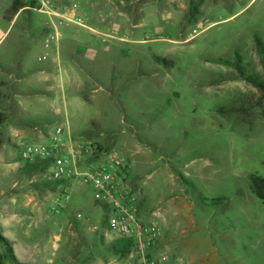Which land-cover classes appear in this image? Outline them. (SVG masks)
Returning <instances> with one entry per match:
<instances>
[{
  "label": "rangeland",
  "instance_id": "obj_1",
  "mask_svg": "<svg viewBox=\"0 0 264 264\" xmlns=\"http://www.w3.org/2000/svg\"><path fill=\"white\" fill-rule=\"evenodd\" d=\"M115 2L132 19L119 28L125 41L98 40L90 29L98 25L82 12L87 26H62V41L76 34L97 51L95 58L81 52L75 74L65 71L55 41L45 47V14L25 9L11 24L0 19V115L37 120L21 125L28 142H49L61 125L65 140L85 135L117 151L141 201L166 209L161 239L173 264H264V200L249 181L264 177V89L257 84L264 81V0ZM76 7L90 10L92 0ZM15 60L28 69L17 74L19 84L1 68ZM5 147L0 230L14 251L13 258L0 245L5 264L127 262L128 255L107 251L116 238L105 234L91 186L73 182L67 206L51 214L61 184L45 166L19 159L18 144ZM177 196L187 198V215L174 206Z\"/></svg>",
  "mask_w": 264,
  "mask_h": 264
},
{
  "label": "built area",
  "instance_id": "obj_2",
  "mask_svg": "<svg viewBox=\"0 0 264 264\" xmlns=\"http://www.w3.org/2000/svg\"><path fill=\"white\" fill-rule=\"evenodd\" d=\"M25 9L47 16L45 47L61 36L60 26L66 21L83 24L70 11L61 12L53 0H27ZM57 18V20H56ZM2 32L0 31V35ZM107 40V39H104ZM49 56L46 51L39 59ZM64 127L59 125L49 134V142L18 141L19 159L34 162L50 159L48 171L51 179L59 181L61 189L55 194V204L49 208L51 214H60L72 198L73 182L80 181L93 188L94 210L106 213L107 231L113 238L126 237L132 240V250L125 264H162L165 255L155 254L162 237L159 223L147 219L141 209L138 190L128 181L126 163L117 151H108L88 136L63 139Z\"/></svg>",
  "mask_w": 264,
  "mask_h": 264
},
{
  "label": "crops",
  "instance_id": "obj_3",
  "mask_svg": "<svg viewBox=\"0 0 264 264\" xmlns=\"http://www.w3.org/2000/svg\"><path fill=\"white\" fill-rule=\"evenodd\" d=\"M78 1L82 0H53L54 6L61 12L70 11L74 13L77 17L82 13L85 14V16L95 23V25H98V27H90L91 31L95 33L98 37V40L100 41H108L110 38L117 39L119 41H125L126 36L119 34V28L127 27L130 22H132L130 13L124 9V6L120 5L119 3L115 2V0H92V7L89 9H86L84 11H81V8L76 7L78 4ZM4 2V4H2ZM15 0H0V19L2 20L4 17L8 18L10 20V24L13 23L15 20L18 19L20 16V13L25 10L24 6L19 9H14ZM144 8V7H143ZM89 10V11H88ZM11 11V13H9ZM80 18V17H79ZM57 20V18H56ZM70 23L81 25V26H87L84 23L78 24L73 21H66L62 26H68ZM62 26H60V31ZM104 27V28H103ZM104 29H107L104 30ZM62 31L61 36L58 40L55 41V51L57 53L58 59L60 58L63 62V65L65 66V71L70 73H77L76 72V65L75 62L77 61V57L81 55L83 56H91L92 58H95L97 51L91 50V48H84V40L80 38L78 35L74 34L69 40L66 38L64 41L61 40L62 38ZM47 39V37H46ZM107 39V40H104ZM1 42V41H0ZM60 43V44H59ZM64 52V55H63ZM69 53V58L73 59H67L65 53ZM75 65V66H74ZM5 66V65H4ZM20 67H22V70L19 72ZM2 71L9 72L10 75H8L6 80H9V83H16L19 84L20 81L23 79L24 76L19 77L17 74L22 73V75H26L28 73V69H26L25 65L23 63L17 62L16 60L12 62L10 67L3 68L1 66ZM46 69H50V66H45ZM59 71H61V67L59 66ZM10 70V71H9ZM4 76L0 75V81H2ZM36 91V90H35ZM34 91V92H35ZM38 92V91H37ZM35 92V93H37ZM19 94L13 93L10 96V99H17ZM20 102V101H18ZM20 104L23 106V104L20 102ZM23 108L26 110L27 114L32 116L25 106ZM34 118V117H33ZM28 127L16 125L12 122L5 121L0 124V133L2 137L4 138V143L0 147V158L6 159L9 157V151L8 148L5 147L6 143H13L17 144L18 141L21 139H24L26 136H28ZM69 133L70 130H68ZM69 138H75L71 135H69ZM124 162L126 163L127 167L125 169V173H128V164L124 158H122ZM19 161L13 162L12 164H16ZM138 190H140V187L137 183ZM174 206L178 207L179 209L183 210L182 212L184 215H187V210L189 208V204L186 197H174ZM141 209L143 214L147 219H153L156 220L159 225L161 226L162 232L164 229L163 221L165 220V210L161 208H153L151 205H149L146 197H143L141 202ZM145 212V213H144ZM188 217V216H186ZM1 223V220H0ZM12 232V231H11ZM27 234V233H25ZM107 238L113 239V237L110 235V233L107 231L106 233ZM162 238V237H161ZM160 238L159 243L157 245V248L155 249V254L157 255H165L166 261H164L162 264H173V258L172 256H168L166 252V248H168V245L165 244L164 240Z\"/></svg>",
  "mask_w": 264,
  "mask_h": 264
},
{
  "label": "trees",
  "instance_id": "obj_4",
  "mask_svg": "<svg viewBox=\"0 0 264 264\" xmlns=\"http://www.w3.org/2000/svg\"><path fill=\"white\" fill-rule=\"evenodd\" d=\"M25 5L26 4L23 3L20 6L19 0H15L13 8L19 9ZM156 59L159 62H166V59L162 58L160 56H156ZM257 84L264 89V81H258ZM8 120L11 122V120L8 116L0 115V124L5 122V121H8ZM14 124L36 126L38 124V121L35 119L27 118V119H21L18 122H14ZM3 143H4V138L2 137V135L0 133V147L2 146ZM25 162L29 165V168L39 169V168H41V166H43V167L45 166L48 170V167L50 164V159H39V160H36L34 162H27V161H25ZM178 175H179V178L181 181L192 184V182L187 177H185L182 173L178 172ZM249 181H250V187H251L252 192H254V194L258 198L264 200V177L261 175H258V174H250L249 175ZM52 182L62 184L56 180H52ZM203 200H208V198L204 197ZM102 219H103V222L107 226V218H106V213L104 211H102ZM1 244H3L7 248V250L9 251L8 255H11L14 258V251H13L11 241H9L7 239V237L5 235H3V233L0 230V245ZM131 250H132V240L130 238H126V237L116 238L107 247V251H109L110 253H112L114 255H118L120 257H126L130 253ZM8 255L2 253L0 250V264H5L4 258Z\"/></svg>",
  "mask_w": 264,
  "mask_h": 264
}]
</instances>
